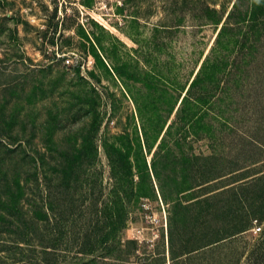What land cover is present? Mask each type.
Segmentation results:
<instances>
[{
  "label": "rangeland",
  "instance_id": "rangeland-1",
  "mask_svg": "<svg viewBox=\"0 0 264 264\" xmlns=\"http://www.w3.org/2000/svg\"><path fill=\"white\" fill-rule=\"evenodd\" d=\"M194 1L65 0L55 14L50 0H0V196L8 200L16 180L25 192L20 214L0 204V244L5 247L0 264H29V244L22 243L21 250L14 239L23 233L28 242L30 205L40 198L47 220L39 226L63 235V244L54 251L58 264L76 261L77 243L88 242L95 249L90 264H114L113 249L120 253L130 241L140 251L155 245L162 249L170 227L177 234L185 231L179 218L172 215L170 221L168 202L152 190L150 176L142 177L148 197L128 200L122 188L113 187L103 138L109 146V135L125 130L140 137L137 104L146 117L168 114L170 98L162 96L165 86L157 73L175 77L184 86L196 72L220 25L191 18ZM230 1L215 0V6ZM248 2L242 0L244 7ZM180 9H185L184 20L174 26ZM250 24L251 15L242 11L240 40L249 30L255 41ZM148 73L153 76L149 88ZM233 137L246 135L240 129L226 140ZM149 146L154 149V137ZM151 148H142L148 167ZM193 150L210 153L205 139L194 141ZM220 154L224 165L249 152L237 145L224 147ZM229 167L203 190L183 194L181 201L195 204L215 188L217 193H236L243 182L264 173L262 164L246 170ZM134 179L136 191L141 178L134 173ZM251 202L245 204L248 209ZM261 206L264 212V203ZM204 208L194 205L190 211ZM200 224L197 230L204 229ZM262 236L264 219L255 220L236 243L240 250L244 241ZM102 249L107 253L101 254Z\"/></svg>",
  "mask_w": 264,
  "mask_h": 264
},
{
  "label": "trees",
  "instance_id": "trees-1",
  "mask_svg": "<svg viewBox=\"0 0 264 264\" xmlns=\"http://www.w3.org/2000/svg\"><path fill=\"white\" fill-rule=\"evenodd\" d=\"M215 4V0H195L189 9L191 18L220 25L190 81L181 86L175 77L157 73L159 83L165 86L161 89L162 96L166 101L170 98L168 114L146 117L135 101L141 136L126 130L112 134L109 135V146L106 137L103 138L107 153L109 150L113 187L122 188L128 200L134 196L148 197L142 177L150 176L152 190H157L160 198L168 202L170 221L173 215L185 228L177 234L170 227L162 249L155 245L150 250L144 248L140 251L131 241L120 253L113 249L114 264H264V236L244 241L240 250L236 243V238L247 231L253 221L264 219L261 211L264 173L243 182L236 193L222 190L217 193L215 188L212 193L198 198L195 204L181 201L186 192L190 195L195 188L201 191L205 185L221 177L225 165L235 170H246L245 167L255 164L264 166V3L263 0H249L244 7L242 0H231L219 8ZM184 10L176 13L174 26L184 20ZM244 10L251 15L250 27L257 34L255 41L250 38L249 30L243 40L239 39V23ZM56 11L54 6L55 14ZM160 46L162 49L163 44ZM151 78L153 76L148 73L145 79L147 88ZM170 90L178 94L173 97L169 95ZM240 129L246 138L226 140L227 135H238ZM151 137L155 138L154 149L149 146ZM200 139L207 141L210 153L193 150V142ZM237 145L243 146L249 155L234 158L223 165L220 152L224 147ZM146 146L152 147L149 167L142 158V148ZM74 167L72 164L70 169ZM134 173L141 178L136 191ZM24 193V186L16 180L8 200L0 196V204L20 214ZM248 200L252 201L251 209L245 205ZM194 205H204L205 208L193 213L190 207ZM30 212V227L26 229L28 242L23 233L14 242L21 250L22 243L29 244V264H58L60 261L54 251L63 244L62 232H47L39 226L47 220L42 198L30 205ZM199 223L204 225L203 230L196 229ZM66 243L72 242L68 239ZM87 245L88 242L77 243L78 251L74 250L76 261L72 264L95 261L96 251L89 245L85 247ZM65 247L71 251L68 245ZM4 250V245L0 244V251ZM102 250L101 254L107 253V249ZM78 253L90 259L79 258ZM3 264L8 263L3 261Z\"/></svg>",
  "mask_w": 264,
  "mask_h": 264
},
{
  "label": "built area",
  "instance_id": "built-area-1",
  "mask_svg": "<svg viewBox=\"0 0 264 264\" xmlns=\"http://www.w3.org/2000/svg\"><path fill=\"white\" fill-rule=\"evenodd\" d=\"M50 1H53L54 2V5L57 7L58 11L60 12V9L63 5V3H65V0H50ZM67 63L69 62V59H66L65 60ZM256 230H260V227H256L255 228Z\"/></svg>",
  "mask_w": 264,
  "mask_h": 264
}]
</instances>
